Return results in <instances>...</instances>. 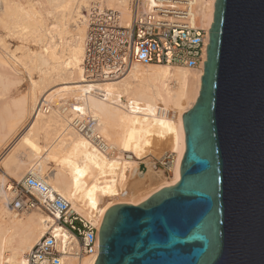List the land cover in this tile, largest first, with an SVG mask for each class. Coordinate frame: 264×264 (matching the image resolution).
<instances>
[{
  "label": "bare ground",
  "instance_id": "obj_1",
  "mask_svg": "<svg viewBox=\"0 0 264 264\" xmlns=\"http://www.w3.org/2000/svg\"><path fill=\"white\" fill-rule=\"evenodd\" d=\"M43 1L48 8L0 0V157L7 149L0 158V264H29L31 250L51 221L40 212L21 216L13 211L5 188L9 177L20 180L32 172L37 180L71 201L78 212L85 216L100 213L103 223L112 206H138L181 180L186 152L183 116L194 107L202 89L205 65L203 70H195L132 63L124 73L86 76L83 62L88 24L84 11L98 0ZM143 1L150 8L163 4L160 0ZM216 3L196 2V22L208 32L209 42ZM102 4L120 11L124 22L130 23L126 1L103 0ZM174 6L183 9V5ZM16 34L29 47L21 43L12 51L6 39ZM23 72L29 77V87L28 92L20 93ZM64 100L98 120L107 151L72 128V112L61 110L64 103L51 112L52 107L48 115L39 111L42 103ZM28 121V129L13 144ZM168 153L174 159L169 165L173 173L170 181L163 179L149 191L144 186L146 192H135L139 178L152 175L150 162L147 171L140 173L138 161L162 159ZM49 165L54 166L52 175L47 174ZM95 263L93 258H70L66 264Z\"/></svg>",
  "mask_w": 264,
  "mask_h": 264
},
{
  "label": "water",
  "instance_id": "obj_2",
  "mask_svg": "<svg viewBox=\"0 0 264 264\" xmlns=\"http://www.w3.org/2000/svg\"><path fill=\"white\" fill-rule=\"evenodd\" d=\"M181 180L117 204L95 264H264V0H217Z\"/></svg>",
  "mask_w": 264,
  "mask_h": 264
},
{
  "label": "built area",
  "instance_id": "obj_3",
  "mask_svg": "<svg viewBox=\"0 0 264 264\" xmlns=\"http://www.w3.org/2000/svg\"><path fill=\"white\" fill-rule=\"evenodd\" d=\"M124 1L131 12L130 23L124 22L120 11L104 7L103 0L93 2L86 11V76L103 78L110 72L124 73L132 63L204 69L209 38L196 22L197 0H160L163 4L158 8L147 7L143 0ZM177 4L183 9H173ZM51 108L42 103L39 111L48 114ZM61 110L65 114L72 112V128L100 150L109 149L98 132V120L91 113L78 109L74 103H64ZM5 188L10 194L9 205L17 214L37 211L51 220L46 223L45 235L31 250L29 264L98 259L100 213L94 211L85 216L78 212L71 201L32 174L9 181Z\"/></svg>",
  "mask_w": 264,
  "mask_h": 264
},
{
  "label": "rangeland",
  "instance_id": "obj_4",
  "mask_svg": "<svg viewBox=\"0 0 264 264\" xmlns=\"http://www.w3.org/2000/svg\"><path fill=\"white\" fill-rule=\"evenodd\" d=\"M16 1V0H15ZM22 3H21V2ZM19 2H20V4L22 5H24V6H26V4H27V6L26 7H28L29 6V4L30 5H34L35 7H38V8H43V7H46V8H48V5L46 4V3H44V1L43 0H19ZM38 4H39V6H38ZM22 5V6H23ZM43 6V7H42ZM86 11L87 10H85L84 11V15L86 16ZM0 31H2L1 30V28H0ZM14 36V35H13ZM13 36H11V38H9V37H7V39H6V45L8 46V47H10L11 49H12V51H14V50H16V48L18 47V45H20L21 43H22V46L23 45H25L26 46V44L28 43V42H26L25 43V40H24V43H23V40L21 39V37H19V35H17L16 34V36L15 37H13ZM18 37V39L20 40V42H19V40L18 39H16ZM29 43L27 44V46L29 47ZM26 46V47H27ZM30 48H33V46H30ZM20 54V53H19ZM18 54V55H19ZM22 79H23V81H22V83L20 84V87L18 88L19 89V92L21 93V92H23V93H25V92H28V87H29V77H28V75H26V73L25 72H23V75H21L20 76ZM58 87V86H57ZM56 88V87H55ZM63 103H65V100L64 101H61V102H56V103H51V102H48L47 104H51V106L53 107L52 108V110H51V112L53 111V109L54 108H58V107H60ZM68 103H73L72 101H70L69 100V102ZM58 106H57V105ZM59 109V108H58ZM51 112H50V114H51ZM48 115V114H47ZM28 125H29V121L26 123V125L24 126V129H23V131H21L20 132V134L17 136V138L13 141L14 143L13 144H16V142L18 141V139L20 138V136H22L23 135V133L28 129ZM5 153L0 157V158H2L5 154H6V152H7V149H4L3 150ZM125 156H131L132 157V155H130V154H125ZM169 157V158H168ZM149 159H150V161H149ZM127 160H129V159H127ZM134 160H136L135 158L134 159H132L131 161H134ZM173 157H172V155L170 154V153H168L166 156H164L162 159H156V158H153V157H147V158H145V159H143V160H140V161H138L139 163V171H140V173H144V172H146L147 171V163L149 164V162H150V164L149 165H151V169H152V175H150V177L149 178H147V179H145V180H143V178H139V180H141L140 181V184H139V182H138V187H139V189H138V187H137V189L136 190H134L135 192H137V190H138V192L139 193H144V191L146 192V188H147V191H149V188H150V190H151V188H153L154 186H156L158 183H160L163 179H166V180H169L170 181V177L171 176H173V173L171 172V170L169 169V165H170V163H172L173 162ZM49 167V169H48V173L47 174H49V175H52L53 174V169H54V166L53 165H49L48 166ZM31 174H32V172H30ZM158 173H159V175H158ZM155 174V175H154ZM25 175H27V172H26V174ZM151 179V180H150ZM13 180H17L16 178H11V177H9L8 179H7V181H6V183H8L9 181H13ZM148 180V181H147ZM148 183L147 185L145 184V183ZM151 183H152V185H151ZM154 184V185H153ZM140 185H141V188H143V191H142V189L140 188ZM144 186H145V189H144ZM138 193V194H139ZM124 202V201H123ZM131 205V204H130ZM134 206V205H133ZM40 214L39 212H37V211H32V212H29V213H25V214H20L21 216L23 215V216H27V215H31V214ZM42 214V213H41Z\"/></svg>",
  "mask_w": 264,
  "mask_h": 264
}]
</instances>
